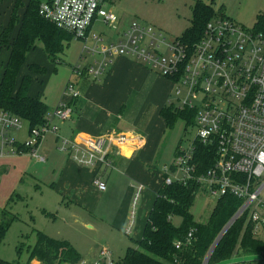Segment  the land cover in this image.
<instances>
[{"label": "built area", "instance_id": "obj_1", "mask_svg": "<svg viewBox=\"0 0 264 264\" xmlns=\"http://www.w3.org/2000/svg\"><path fill=\"white\" fill-rule=\"evenodd\" d=\"M113 1L47 0L40 4L39 15L61 31L87 42L98 20L117 30L118 16L108 10ZM94 40L98 45L93 50L84 46L83 51L101 59L84 70L88 76L99 80L112 63L110 58H132L173 83V93L180 96L177 106L169 102L174 109L195 112V141L187 148L180 147L172 167L164 168V184L193 185L198 193L209 195L216 203L227 196L241 200L242 205L229 221L230 226L227 224V231L246 216L254 238L261 240L260 234L264 233V37L254 28L247 29L220 16L206 25L195 44L181 37L168 38L156 27L142 24L130 25L117 43L101 47V36H94ZM74 71L80 75L83 69L78 65ZM65 92L73 99L80 96L71 82ZM73 114L70 104L60 103L49 111L42 125L30 129L22 119L0 108V160L28 156L46 163L40 147L52 136L59 153L82 167L96 170L93 185L98 191L106 192L107 184L99 174L103 168L113 169L110 156L127 139L114 133L89 141L64 137L57 122H67ZM196 143L215 150L214 162L204 172L200 171ZM170 171L174 179L168 175ZM145 190L143 184L135 188L127 235L135 229ZM194 232L191 230L184 241H178L176 249L191 245ZM209 252L202 264L210 263L214 252ZM226 263L264 264V252L253 256L235 253L223 264ZM92 264L116 262L111 250L104 248Z\"/></svg>", "mask_w": 264, "mask_h": 264}, {"label": "rangeland", "instance_id": "obj_2", "mask_svg": "<svg viewBox=\"0 0 264 264\" xmlns=\"http://www.w3.org/2000/svg\"><path fill=\"white\" fill-rule=\"evenodd\" d=\"M30 1L23 0L24 8ZM35 1L43 3L47 0ZM196 1L211 4L217 15L223 13L247 29L254 28L257 16L264 12V0H114L112 5L108 6V10L118 16L117 30L99 20L93 29L95 32L93 37L87 42L73 38L65 54L61 55L60 62L50 61L51 64L45 67L47 71L44 76L31 73L30 67L33 64L28 54L17 77L15 92L19 90L23 78L29 76L32 80L29 95L39 99H45L47 96L48 105L54 107L62 93H65L68 83L77 86L79 77L74 71L75 66L80 65L85 70L96 62L98 56L83 51L84 46L93 50L98 45L94 35H99L103 39L99 46H108L122 39L121 31L124 30V33L130 25L142 24L156 27L168 38L175 39L181 37L190 27L192 7ZM8 3H11V0L3 1L4 6ZM6 57L7 50H1L0 76ZM145 91L151 92L152 86L146 85ZM179 97L173 93L172 101L175 106L178 105ZM156 111L151 104L149 110L142 114L139 123L142 133H146V127L154 115L156 116ZM137 115L138 113L135 117ZM130 122L134 123L135 119L132 118ZM152 124L155 128L153 126L151 130L153 133L149 134V138L154 140L155 152L153 160L148 163L147 177L150 178L148 186L154 188L155 184L159 188L164 183L166 173L164 168L172 167L180 147L187 148L195 141L196 128L193 123L188 125L183 119H177L172 126H167L159 115L157 121L153 120ZM57 154L65 156L62 153ZM110 169L103 168L101 172H109ZM112 170L116 172L115 175L119 174L117 169ZM168 175L172 179L175 178L171 171ZM59 176L58 166L52 164L50 160L39 163L28 156L0 160V211L7 209L16 218L0 246V259L30 264L29 249L35 246L37 234L40 232L54 240L68 242L77 251L79 264H92L104 248L111 250L116 263L122 262L127 249L136 246L134 241L142 238L145 225L143 216L138 226L140 231L133 229L131 235H127L125 230L118 227V211L125 199L127 188H108V191L103 193L95 189L96 192L90 194L92 209L70 208L55 190L54 184ZM147 193L149 198L146 207L147 211H150L155 192L148 190ZM262 197L264 198V191ZM215 205L216 201L209 195L198 193L191 210L194 220L202 224L207 223ZM172 224L180 228L183 220L180 217H173ZM260 237L264 241V233H261ZM31 264L42 263L34 261ZM52 264L64 263L56 261Z\"/></svg>", "mask_w": 264, "mask_h": 264}, {"label": "trees", "instance_id": "obj_3", "mask_svg": "<svg viewBox=\"0 0 264 264\" xmlns=\"http://www.w3.org/2000/svg\"><path fill=\"white\" fill-rule=\"evenodd\" d=\"M41 2L31 0L25 8L22 18L19 9L24 8L23 0H16L11 20L6 28H0V45L8 48L10 57L3 66L0 78V108L22 119L30 129L42 125L49 113L48 106L38 97L29 95L32 80L23 78L19 90L15 92L16 80L24 65L27 55L42 45L52 63L59 62L61 55L74 36L61 31L39 15ZM224 14L217 15L211 4L196 1L192 7L191 25L181 35L189 44L197 43L206 25ZM19 26L18 36L13 39L15 28ZM254 30L264 37V12L257 16ZM31 73L44 76L46 68L32 65ZM167 124L172 126L177 119L195 125V112L164 108L160 112ZM197 160L200 171H206L215 159V150L196 143ZM198 188L184 187L175 183L167 186L164 183L157 191L155 201L147 217L140 240L134 241L136 246L129 247L122 262L116 264H202L206 254L219 237L222 230L240 209L242 201L232 197H223L216 203L207 223L194 220L192 207L195 203ZM173 217H180L183 224L176 228L172 224ZM16 220L15 216L5 209L0 211V246L4 242L8 230ZM191 230H194V241L191 245L177 250L175 244L184 241ZM253 256L264 252V241L254 238L251 226L243 216L227 231L217 245L209 264H223L235 253ZM21 254V250H20ZM30 264L38 261L52 264L58 261L64 264H79L77 251L65 241H57L43 233L37 234V242L29 249ZM0 264H21L19 261L7 262L0 259Z\"/></svg>", "mask_w": 264, "mask_h": 264}, {"label": "crops", "instance_id": "obj_4", "mask_svg": "<svg viewBox=\"0 0 264 264\" xmlns=\"http://www.w3.org/2000/svg\"><path fill=\"white\" fill-rule=\"evenodd\" d=\"M3 1L0 0V28H6L9 25L16 2V0H11V3L4 6ZM24 12L25 8H22L21 12H19L21 18ZM98 21L92 26L88 39L93 37L95 33L93 29ZM123 31H121V37ZM18 33L19 26L14 30L13 39L18 36ZM3 49L7 50L5 65L9 60L10 52L8 48L0 45V51ZM44 53L42 45H38L36 49L29 52L32 64L47 68L51 63L47 54ZM99 59H101V56H98L97 60ZM110 59L112 63L99 80L88 76L84 70L80 75H77L79 81L77 86L75 84V87L80 94L78 98L73 99L69 94L63 92L54 107L48 105L47 96L45 99L40 98V100L48 106L49 111L54 110L60 103L70 104L73 108L74 114L71 120L57 122L60 133L64 137L89 141L107 133L125 135L127 141L118 144L110 156L113 169H117L119 174L115 175L116 172L110 169L109 172H100L99 176H102L107 184L106 192L108 188H127L125 199L118 211L119 220L117 224L123 230L127 229L129 223L135 188L140 184L146 187V191L141 198L142 202L140 201L139 204L135 225V231H140L138 228L141 222L140 218L145 216L144 224H146L147 217L151 211H147L146 207L147 199L149 198L147 191L155 192V197L153 196L155 199L159 190L157 188L158 185L154 184V188L148 186L150 178L147 177L149 173L147 167L148 163L153 160L155 152L154 140L149 138V134L153 133L151 131L154 126L152 124L153 120L157 121L158 115L161 117L160 112L162 109L168 107L174 109L169 103L172 101L173 83L155 70L132 58L113 57ZM146 85L152 86L151 92L145 91ZM151 104L157 109L156 116L154 115L153 120L147 125L146 133H142L139 123L142 120V114L149 110ZM139 106H141L140 109H138ZM136 113L138 115L135 117ZM132 118L135 119L134 123L130 122ZM40 153L46 157L47 161L50 160L52 164L58 166L60 176L54 187L68 204L67 206L77 209H92L90 194L96 192V188L93 185L96 170L82 167L68 159L67 156L60 154L58 156L56 139L52 136L48 137L41 145Z\"/></svg>", "mask_w": 264, "mask_h": 264}, {"label": "water", "instance_id": "obj_5", "mask_svg": "<svg viewBox=\"0 0 264 264\" xmlns=\"http://www.w3.org/2000/svg\"><path fill=\"white\" fill-rule=\"evenodd\" d=\"M234 220V219H233ZM233 220L230 222V224L233 222ZM229 225V224H228ZM222 231V233L220 234V236L217 238V240L215 241L214 245L212 246L211 250H210V254H212L214 252V250L216 249L217 245L219 244V242L221 241L222 237L225 235L227 228L230 226H228Z\"/></svg>", "mask_w": 264, "mask_h": 264}]
</instances>
